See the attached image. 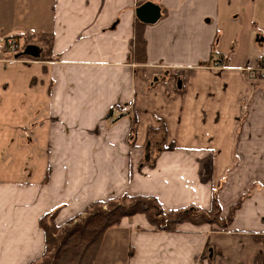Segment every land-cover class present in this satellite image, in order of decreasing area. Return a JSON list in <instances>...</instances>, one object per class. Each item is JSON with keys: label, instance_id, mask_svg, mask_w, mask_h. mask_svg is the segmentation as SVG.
<instances>
[{"label": "crops", "instance_id": "crops-1", "mask_svg": "<svg viewBox=\"0 0 264 264\" xmlns=\"http://www.w3.org/2000/svg\"><path fill=\"white\" fill-rule=\"evenodd\" d=\"M147 2L155 23L137 17ZM41 4L0 0L3 42L52 44L38 58L0 52V264L41 258L44 214L59 209L63 226L125 193L164 211L208 210L215 196L225 219L238 207L225 228L126 216L95 264H264V0Z\"/></svg>", "mask_w": 264, "mask_h": 264}, {"label": "trees", "instance_id": "trees-1", "mask_svg": "<svg viewBox=\"0 0 264 264\" xmlns=\"http://www.w3.org/2000/svg\"><path fill=\"white\" fill-rule=\"evenodd\" d=\"M141 22L138 21L135 27L134 56L138 61H145L146 40ZM16 38L24 49L29 45L43 43L48 44L49 50L52 48L50 38L45 34H26ZM42 58L51 59L48 54L43 55ZM237 207L235 206L227 220L222 222L219 218L221 208L215 196L208 210L189 207L164 211L154 197L131 196L125 193L116 198L94 201L83 213L71 219L63 230L56 223L59 209H55L39 219V225L44 231L45 248L41 258L29 264H95L106 231L111 227L119 226L126 216L145 214L151 225L165 231H175L183 222L212 223L225 228ZM77 219L78 221L75 222ZM60 230L63 231L61 234ZM257 264H261L259 259Z\"/></svg>", "mask_w": 264, "mask_h": 264}, {"label": "water", "instance_id": "water-1", "mask_svg": "<svg viewBox=\"0 0 264 264\" xmlns=\"http://www.w3.org/2000/svg\"><path fill=\"white\" fill-rule=\"evenodd\" d=\"M137 17L143 23H155L160 17V7L154 3L147 2L137 9ZM41 50L37 45H29L23 52L25 55L38 58Z\"/></svg>", "mask_w": 264, "mask_h": 264}, {"label": "built area", "instance_id": "built-area-1", "mask_svg": "<svg viewBox=\"0 0 264 264\" xmlns=\"http://www.w3.org/2000/svg\"><path fill=\"white\" fill-rule=\"evenodd\" d=\"M24 48H21V43L19 42V39L12 37L6 39L1 45H0V52L5 54H14L22 51ZM262 67L261 71H264V54L262 55Z\"/></svg>", "mask_w": 264, "mask_h": 264}, {"label": "rangeland", "instance_id": "rangeland-1", "mask_svg": "<svg viewBox=\"0 0 264 264\" xmlns=\"http://www.w3.org/2000/svg\"><path fill=\"white\" fill-rule=\"evenodd\" d=\"M42 3V0H40V1H38V0H36V5H35V10H38L39 9V5H41V7L43 8V4H41ZM43 3H44V0H43ZM47 3V0H45V4ZM36 7H37V9H36ZM41 8V9H42ZM47 14V12H45V10H44V13H43V15L45 16ZM3 41H2V39H0V44L2 43ZM104 208H107L106 206H104ZM213 216V215H212ZM220 218V220L222 221V222H224V221H226L227 220V218L225 219V218H221V217H219ZM76 221H78V219L77 220H75V222ZM74 222V223H75ZM61 226V225H60ZM66 226H68V224H65V225H63V226H61L62 227V230H63V227H66ZM63 231H61L60 230V234L62 233ZM39 260V259H38Z\"/></svg>", "mask_w": 264, "mask_h": 264}]
</instances>
